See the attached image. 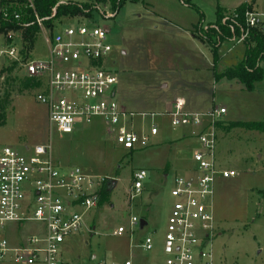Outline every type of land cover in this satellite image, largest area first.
<instances>
[{
  "label": "rangeland",
  "instance_id": "rangeland-1",
  "mask_svg": "<svg viewBox=\"0 0 264 264\" xmlns=\"http://www.w3.org/2000/svg\"><path fill=\"white\" fill-rule=\"evenodd\" d=\"M69 1L78 3L86 14L65 18L62 27L87 24L83 19L87 16L94 18L91 25L109 32L112 51L107 61L119 80L116 99L126 112L135 114L137 133L149 132L153 123L159 133L150 137L148 148L133 153L116 148L100 121L60 136L50 126L48 108L36 100L39 84L25 78L17 68L0 81L1 98L10 95L6 110L0 113V149L50 146V156L57 164L80 167L101 180V193L104 186L108 187V200L100 196L101 205L86 218L87 228L70 240L68 258L91 264L93 256L97 262L123 264L129 259L133 264H162V240L175 202L172 177H190L188 170L194 167L193 155L198 148L192 138L196 129L171 123L168 113L176 100L183 99L189 113L226 108L220 121L223 124L264 119V78L251 92L238 81L215 80V72L223 74L243 61L246 45L232 40L222 43L215 64L213 49L196 34L200 21L202 30L216 22L218 7L230 9H223L228 17L242 0H143L127 3L113 18L104 17L112 12L108 0H63ZM255 1V8L264 13V0ZM49 34L46 27L39 30L30 52L21 31L12 32L8 41L0 35V50L6 45L21 47L32 61L44 60L48 57L45 38ZM10 64L9 59L0 62V72ZM261 68L264 71V61ZM144 113L156 116L143 120ZM217 137L219 163L238 175L218 179L215 184L213 216L219 235L213 242L214 264H264V134L232 130L217 131ZM173 161L170 176L164 178L162 170ZM140 169L148 174L144 189L130 201L133 175ZM132 216L146 220L147 225L135 227L133 235L114 237L113 230L128 227ZM30 233L39 235L42 228L28 224L19 236ZM147 236L155 240L150 253L138 248Z\"/></svg>",
  "mask_w": 264,
  "mask_h": 264
},
{
  "label": "built area",
  "instance_id": "built-area-1",
  "mask_svg": "<svg viewBox=\"0 0 264 264\" xmlns=\"http://www.w3.org/2000/svg\"><path fill=\"white\" fill-rule=\"evenodd\" d=\"M32 1L29 0L31 7ZM243 4L249 8L245 12L246 31L238 43H245L255 30L264 37V13L255 8V0H244ZM115 16L113 11L104 14L106 18ZM83 19L87 24L77 27L60 24L58 30L46 35V59L32 61L24 56L21 47L6 45L0 50V62L9 59L25 78L39 84L36 100L48 108L50 126L60 136L73 134L78 126L89 128L100 121L116 148L129 153L144 150L150 146V137L157 136L159 130L153 123L149 132L137 133L133 125L135 114L126 112L116 99L119 80L107 61L112 51L107 40L109 32L91 25L94 18ZM36 21L40 30L45 28L39 18ZM210 29L217 28L209 25L204 31ZM4 36L6 41L13 37L12 32ZM185 106L183 99H177L168 115L174 127L197 130L192 132V138L197 140L198 148L193 155L194 167L188 170L190 177L177 176L173 180L171 196L175 202L162 240V264H214L213 242L219 235L213 216L215 184L218 179L238 175L237 171L222 167L218 160L215 124L227 110L189 113ZM155 116L141 114L143 120H153ZM147 175L144 169L134 173L128 192L130 201L141 195ZM101 184V180H95L80 167L57 164L50 156V146L1 148L0 264H91L68 258V245L87 228L88 215L98 209ZM28 224L38 225L42 233L21 238L19 233ZM145 226L146 220L132 216L128 227L119 226L112 234L133 235L135 227ZM138 248L152 252L154 237H145ZM93 264L116 263L94 260ZM123 264L133 263L128 259Z\"/></svg>",
  "mask_w": 264,
  "mask_h": 264
},
{
  "label": "trees",
  "instance_id": "trees-1",
  "mask_svg": "<svg viewBox=\"0 0 264 264\" xmlns=\"http://www.w3.org/2000/svg\"><path fill=\"white\" fill-rule=\"evenodd\" d=\"M141 1L143 0H108L111 10L116 14L119 13L127 3L136 4ZM32 4L33 7H31L29 0H0V35L21 31L28 52L34 49L36 34L40 30L37 25V18L44 23L45 27L48 28L51 33H54L55 30H58L57 26L61 24L62 20L84 12L78 3L71 1L33 0ZM248 8V5L241 4L231 15L229 14L228 17H225L226 12L223 8L218 7L216 13L217 19L215 22L217 29H210L208 32H204L202 28L199 29L202 21L199 23L196 31L197 37L200 41L208 43L213 49L215 64L219 61L218 50L221 44L241 37L246 31L245 12ZM54 9H56V13H54ZM53 14H55L54 17H52ZM16 16H19V18L16 19ZM224 20H226V23H223ZM244 44L246 45V52L243 61L234 69H230L223 74L215 72V80L218 81L222 78L235 80L241 83L247 91L251 92L254 90V85L264 78V71L261 68V62L264 61V37L256 30L251 31L248 40H246ZM16 69V63L11 62L7 68L1 70L0 81L6 73H13ZM12 83L13 79L11 78L9 80L11 92L15 90V87L11 85ZM9 97V94L4 98L0 96V113L6 110ZM215 126L217 131L224 133H229L232 130H245L247 132L264 134V119L261 122L237 121L228 122V124L218 122ZM107 188V186H104L102 193L100 192L103 201L108 198ZM101 199L99 205H101Z\"/></svg>",
  "mask_w": 264,
  "mask_h": 264
},
{
  "label": "crops",
  "instance_id": "crops-1",
  "mask_svg": "<svg viewBox=\"0 0 264 264\" xmlns=\"http://www.w3.org/2000/svg\"><path fill=\"white\" fill-rule=\"evenodd\" d=\"M181 1H183V0H181ZM184 2V1H183ZM244 3V0H242L241 1V3L239 4V5H237L234 9H236L237 7H239L241 4H243ZM223 9H227V8H223ZM227 10H230V9H227ZM201 22V21H200ZM210 25H215V23H212V24H210ZM231 43H234V44H241V43H238V42H234V41H232ZM222 46V45H221ZM220 46V47H221ZM237 122V121H236ZM178 141H182V138H180ZM172 166H174V161H173V163H172V165L171 164H169V165H167L165 168H164V170H162L163 171V174H162V176L164 177V178H167V177H169L170 176V173H171V171H172ZM145 170V169H144ZM174 178H175V176L174 177H172V179L174 180ZM146 225H147V223H146ZM93 260H97V257L96 256H93V258H92Z\"/></svg>",
  "mask_w": 264,
  "mask_h": 264
},
{
  "label": "water",
  "instance_id": "water-1",
  "mask_svg": "<svg viewBox=\"0 0 264 264\" xmlns=\"http://www.w3.org/2000/svg\"><path fill=\"white\" fill-rule=\"evenodd\" d=\"M144 224H145V222H144Z\"/></svg>",
  "mask_w": 264,
  "mask_h": 264
}]
</instances>
